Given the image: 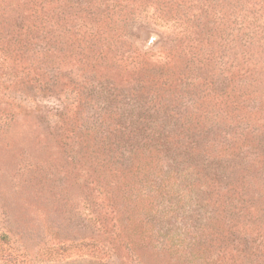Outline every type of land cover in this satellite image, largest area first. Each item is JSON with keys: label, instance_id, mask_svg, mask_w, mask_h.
Wrapping results in <instances>:
<instances>
[{"label": "rangeland", "instance_id": "1", "mask_svg": "<svg viewBox=\"0 0 264 264\" xmlns=\"http://www.w3.org/2000/svg\"><path fill=\"white\" fill-rule=\"evenodd\" d=\"M41 13L44 39L14 45L0 26V264H264V0H46ZM225 78L247 92L234 126L223 110L237 104L204 96ZM191 101L220 113L211 137L244 129L259 160L222 236L189 179L151 191L124 169L150 115L157 133L195 132Z\"/></svg>", "mask_w": 264, "mask_h": 264}, {"label": "trees", "instance_id": "2", "mask_svg": "<svg viewBox=\"0 0 264 264\" xmlns=\"http://www.w3.org/2000/svg\"><path fill=\"white\" fill-rule=\"evenodd\" d=\"M45 1L0 0V26H15V33L14 30L8 32V35L14 40V45H17L21 38L29 36L34 38L39 32L44 35L42 39L45 38L47 22L44 20L45 15L41 13ZM28 11H31V14L35 16L33 21L27 17L31 15L27 14ZM104 31V28H102V31L99 32L98 30L97 34L103 35L105 34ZM111 43L110 41L107 42L109 50L111 49ZM203 64L207 63L204 62ZM31 67L32 65L28 68L31 70ZM206 71H209L207 66ZM226 72L233 73L232 66H230V69L226 68ZM245 81L244 83L250 87L256 80L251 79L250 82L245 77ZM217 82L209 81L204 84H207L204 96L216 94V89H219L218 96L224 99L225 104H237V107L225 106L231 107L228 112L223 110L226 113L227 122L234 126L235 122L231 113L234 111L237 113L240 107V99L243 98V101H246L247 92L235 89L231 79L228 81L225 78L220 84L221 86H217ZM209 86L212 87L209 88ZM190 106V121H187L185 127L189 125L191 129H195V132L190 134L181 131L179 133H157L154 124H158V119L150 115L149 121H145L147 123L145 125L147 134L144 136L143 141L146 149L141 152L134 151L122 154V157L125 158L124 169L144 180L151 191L156 190V184H159L157 186L163 184L165 187H175L183 178L189 179V184L186 187L190 189L198 187L197 190H200L206 197L209 213L208 230H212L214 235L222 236L224 231L229 232L231 230V219L243 212L244 203L237 196L243 194L245 188L247 190L260 183L256 174L259 160L256 157H246L239 145L244 129L238 135L225 130L222 131L223 135L211 137L210 132L213 130L218 131L223 123L219 116L220 113L206 114L205 111H201L199 107H196L193 101H191ZM157 108L159 109V107ZM243 110L246 114L255 112L249 106H246L244 102ZM236 116L244 118L242 112ZM211 117L213 118L209 125L207 118L210 119ZM194 120L196 122H193ZM191 122L193 126H191ZM174 191L176 192V190ZM181 193L178 192L179 195ZM145 194L155 197V194L151 192H145ZM236 239L237 237L234 240ZM215 241H219L216 236L209 239L210 244ZM254 241H256V238L253 239ZM160 243L163 244V242ZM255 248L257 252L258 250L261 251L256 242ZM246 250H239L241 252H237L238 256L235 255L234 260H244V253L250 254ZM249 250L253 252L250 247Z\"/></svg>", "mask_w": 264, "mask_h": 264}]
</instances>
